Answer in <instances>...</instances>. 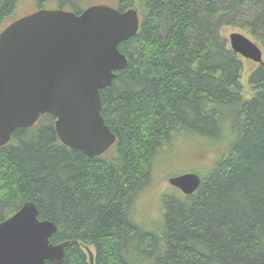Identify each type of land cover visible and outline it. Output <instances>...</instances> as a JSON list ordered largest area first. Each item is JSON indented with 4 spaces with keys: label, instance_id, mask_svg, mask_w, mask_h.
Wrapping results in <instances>:
<instances>
[{
    "label": "trees",
    "instance_id": "obj_1",
    "mask_svg": "<svg viewBox=\"0 0 264 264\" xmlns=\"http://www.w3.org/2000/svg\"><path fill=\"white\" fill-rule=\"evenodd\" d=\"M19 1L0 0V31ZM32 1L136 8L140 28L119 44L128 64L101 91L115 143L90 157L61 142L53 114L15 129L0 147V223L35 202L57 224L51 242H67L61 264H91L90 254L94 264H264V65L247 98L243 59L224 34L239 29L264 49V0ZM178 137L199 138L191 150L211 165L193 164L200 187L167 195L160 231L144 230L135 199Z\"/></svg>",
    "mask_w": 264,
    "mask_h": 264
},
{
    "label": "water",
    "instance_id": "obj_2",
    "mask_svg": "<svg viewBox=\"0 0 264 264\" xmlns=\"http://www.w3.org/2000/svg\"><path fill=\"white\" fill-rule=\"evenodd\" d=\"M139 28L138 9L105 3L80 13L41 8L6 25L0 31V147L18 127L53 114L62 143L90 157L104 154L116 135L102 115L101 91L127 66L119 44ZM228 41L241 57L264 65V49L249 35L234 30ZM201 181L196 172L169 178L184 194ZM56 230L54 221L39 218L35 202H25L0 223V264H61L67 242H51Z\"/></svg>",
    "mask_w": 264,
    "mask_h": 264
},
{
    "label": "rangeland",
    "instance_id": "obj_3",
    "mask_svg": "<svg viewBox=\"0 0 264 264\" xmlns=\"http://www.w3.org/2000/svg\"><path fill=\"white\" fill-rule=\"evenodd\" d=\"M92 2L93 0L86 2L83 1L80 3V6L85 8ZM46 8H56V5L48 4L46 5ZM36 10H38V7L32 0H21L17 4V9L12 19L22 17ZM234 30L241 31L236 28L228 27L224 30L225 36L228 37L229 33ZM242 59L243 70L241 81L243 84V93L249 98L255 92L252 85L249 83V77L259 64L247 58L242 57ZM192 141H197L198 144L199 138L186 140L179 138L176 143L170 145L155 158L152 167L151 180L149 184L139 192L132 210V215L135 218V221L144 230L154 232L160 231L162 227L164 198L170 194L176 195L180 193L178 188L169 183L170 177L184 172H194L193 164L203 166L211 165L212 155L209 153L195 154L191 150L195 148V144Z\"/></svg>",
    "mask_w": 264,
    "mask_h": 264
}]
</instances>
